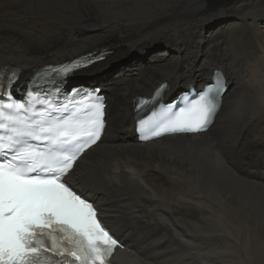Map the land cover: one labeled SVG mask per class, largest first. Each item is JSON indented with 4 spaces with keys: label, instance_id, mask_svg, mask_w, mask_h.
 <instances>
[{
    "label": "bare ground",
    "instance_id": "1",
    "mask_svg": "<svg viewBox=\"0 0 264 264\" xmlns=\"http://www.w3.org/2000/svg\"><path fill=\"white\" fill-rule=\"evenodd\" d=\"M262 17L264 0H0V69L17 68V86L45 64L112 47L79 71L97 82L126 63L124 52L167 45L136 74L103 79L106 132L69 174L126 245L113 264H264ZM193 69L225 75L215 123L141 141L133 99L164 80L165 95L186 87Z\"/></svg>",
    "mask_w": 264,
    "mask_h": 264
},
{
    "label": "snow or ice",
    "instance_id": "2",
    "mask_svg": "<svg viewBox=\"0 0 264 264\" xmlns=\"http://www.w3.org/2000/svg\"><path fill=\"white\" fill-rule=\"evenodd\" d=\"M81 59L88 65L103 55ZM74 64L80 66L79 61ZM62 67L64 71H55V77H66L68 67ZM17 75L13 69L7 84H0V97L10 101L0 104V131L5 133L0 135V264H106L121 245L102 225L93 203L74 190L69 175L75 174L76 161L97 143L105 128L103 99L92 93L82 97L93 101L86 120L78 118L75 110L67 116L53 115L69 109L49 93L29 90L26 101L13 100L8 89ZM49 75L48 71L38 74L40 79ZM215 77L198 99L179 114H162L147 131L157 137L206 132L226 91L223 73ZM36 97L42 111L32 109ZM158 102L154 94L144 104L155 115ZM8 110L15 115L6 114ZM143 123L138 119L141 139L146 138Z\"/></svg>",
    "mask_w": 264,
    "mask_h": 264
},
{
    "label": "rangeland",
    "instance_id": "3",
    "mask_svg": "<svg viewBox=\"0 0 264 264\" xmlns=\"http://www.w3.org/2000/svg\"><path fill=\"white\" fill-rule=\"evenodd\" d=\"M234 18V15H232L231 17H230V20H232ZM221 18H218V19H216L215 20V22L214 21H212V22H210L211 23V26L213 25H219V24H221L222 22H223V20H220ZM224 19H226V18H224ZM260 23H261V25H263L264 24V18L262 17L261 18V20H260ZM147 45V44H146ZM145 45V46H146ZM144 46V50H140V49H133V50H131V51H129V52H124V55H125V58L127 59V61H126V63L123 65V66H121V67H117L116 69H113V70H111V71H108V72H106V73H103V74H101L97 79H96V81L97 82H93V85H96L95 87H98L99 89H100V95H101V93H102V91H103V88L100 86L101 85V82L103 81H105V80H103V79H110V77L112 78V77H114L115 76V74L117 73V72H119V71H121L122 69H125L126 71H127V73L128 74H136L135 72H136V68H137V66H138V64L139 63H144V64H149V61H150V58H151V56L154 54V53H156V52H158V51H160V50H163V49H166V44H164V41H161V40H158V41H156V42H154V43H152V44H150L149 46H148V48H146ZM109 47V46H108ZM254 47V46H253ZM146 48V49H145ZM256 48V47H255ZM143 49V48H142ZM109 50H111V52H112V47H109ZM170 52H175V50L174 49H171L170 50ZM109 54H111V53H109ZM108 54V55H109ZM128 57V58H127ZM107 61V60H106ZM105 62V61H104ZM132 69V70H131ZM183 71H185L184 69H182V71H181V73H189V71H185V72H183ZM190 72H191V74L193 75V77H194V79L195 80H193V81H186V80H182V82L180 83V85L179 86H187V85H194V87L195 88H197V87H199L200 88V83H201V81H206L207 80V76L206 75H204L202 72H200L198 69H193L192 71L190 70ZM162 78H164V77H162ZM210 79H211V77H210ZM208 80H209V78H208ZM207 80V81H208ZM71 80H68V82L67 83H69ZM106 82V81H105ZM226 83H227V81H226ZM232 82L230 81V88L232 87V84H231ZM207 84H208V82H207ZM105 92V91H104ZM106 97H107V99L109 100L110 98H109V96H108V88H107V91H106ZM121 131V134H127L128 132H123L122 130H120ZM137 135V134H136ZM259 235L260 236H258L257 238H260L261 236H264V232L263 231H260L259 232Z\"/></svg>",
    "mask_w": 264,
    "mask_h": 264
},
{
    "label": "water",
    "instance_id": "4",
    "mask_svg": "<svg viewBox=\"0 0 264 264\" xmlns=\"http://www.w3.org/2000/svg\"><path fill=\"white\" fill-rule=\"evenodd\" d=\"M104 59H102L101 61H103ZM94 64L95 63L88 65V66H84V67L69 69L66 77H64V78L71 80L67 85V89L71 90L74 88H79V89L85 90L86 88H93L94 85L91 84L92 80L91 79L87 80L88 78L83 73H79V71L84 70V69H88L90 66H92ZM64 78L57 77V79H60V81H62ZM211 81L212 80L209 79L208 84L211 83ZM201 89H202L201 87L200 88L197 87L194 89L193 85H188L186 87H182L180 89H177L174 92H171V94H169V95H165V93H164L163 103H165V105H168V107L174 105L177 101H179L177 103L181 104L183 101H186L190 96L196 94V92H199Z\"/></svg>",
    "mask_w": 264,
    "mask_h": 264
}]
</instances>
